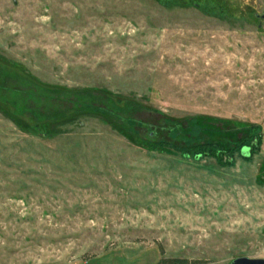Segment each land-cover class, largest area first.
Here are the masks:
<instances>
[{"label": "rangeland", "instance_id": "obj_1", "mask_svg": "<svg viewBox=\"0 0 264 264\" xmlns=\"http://www.w3.org/2000/svg\"><path fill=\"white\" fill-rule=\"evenodd\" d=\"M239 258L264 259V0H0V264Z\"/></svg>", "mask_w": 264, "mask_h": 264}, {"label": "trees", "instance_id": "obj_2", "mask_svg": "<svg viewBox=\"0 0 264 264\" xmlns=\"http://www.w3.org/2000/svg\"><path fill=\"white\" fill-rule=\"evenodd\" d=\"M161 145L165 144L161 143ZM225 150H229V143H206L184 147L183 149L179 148V151L186 154V157H190L192 154H194L197 159L204 157V155L206 154H211L213 157L217 158L218 154H221ZM252 150V146L249 145H243L240 147L241 155L246 158H249L251 156ZM158 264H188V262L184 260H164L159 262Z\"/></svg>", "mask_w": 264, "mask_h": 264}, {"label": "water", "instance_id": "obj_3", "mask_svg": "<svg viewBox=\"0 0 264 264\" xmlns=\"http://www.w3.org/2000/svg\"><path fill=\"white\" fill-rule=\"evenodd\" d=\"M232 264H264V259L239 258L234 260Z\"/></svg>", "mask_w": 264, "mask_h": 264}]
</instances>
